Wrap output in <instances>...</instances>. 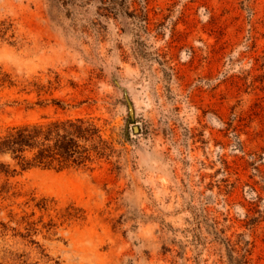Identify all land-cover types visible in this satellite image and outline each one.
I'll return each mask as SVG.
<instances>
[{"label":"rangeland","instance_id":"374dc122","mask_svg":"<svg viewBox=\"0 0 264 264\" xmlns=\"http://www.w3.org/2000/svg\"><path fill=\"white\" fill-rule=\"evenodd\" d=\"M75 117L88 166L0 156V264H264V0H0V133Z\"/></svg>","mask_w":264,"mask_h":264},{"label":"trees","instance_id":"16d2710c","mask_svg":"<svg viewBox=\"0 0 264 264\" xmlns=\"http://www.w3.org/2000/svg\"><path fill=\"white\" fill-rule=\"evenodd\" d=\"M107 150L99 127L84 117L21 123L0 133V156L10 155L20 170L86 167ZM15 171L10 163L0 162V172Z\"/></svg>","mask_w":264,"mask_h":264}]
</instances>
